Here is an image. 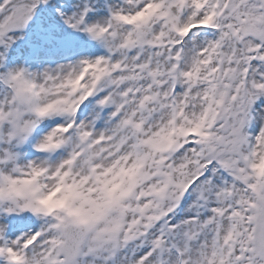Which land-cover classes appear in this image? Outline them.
<instances>
[{"label": "snow or ice", "instance_id": "6c2138e0", "mask_svg": "<svg viewBox=\"0 0 264 264\" xmlns=\"http://www.w3.org/2000/svg\"><path fill=\"white\" fill-rule=\"evenodd\" d=\"M0 264H264V0H0Z\"/></svg>", "mask_w": 264, "mask_h": 264}]
</instances>
